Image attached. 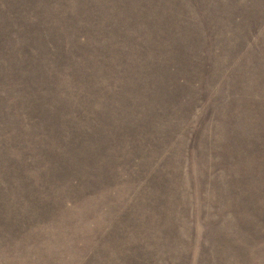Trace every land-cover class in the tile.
Returning a JSON list of instances; mask_svg holds the SVG:
<instances>
[{"label":"rangeland","instance_id":"rangeland-1","mask_svg":"<svg viewBox=\"0 0 264 264\" xmlns=\"http://www.w3.org/2000/svg\"><path fill=\"white\" fill-rule=\"evenodd\" d=\"M0 264H264V0H0Z\"/></svg>","mask_w":264,"mask_h":264}]
</instances>
